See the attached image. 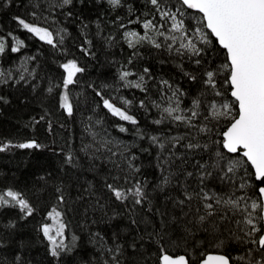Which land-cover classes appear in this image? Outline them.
<instances>
[{"label":"snow or ice","instance_id":"snow-or-ice-1","mask_svg":"<svg viewBox=\"0 0 264 264\" xmlns=\"http://www.w3.org/2000/svg\"><path fill=\"white\" fill-rule=\"evenodd\" d=\"M4 121L0 264H264V0H0Z\"/></svg>","mask_w":264,"mask_h":264},{"label":"trees","instance_id":"trees-1","mask_svg":"<svg viewBox=\"0 0 264 264\" xmlns=\"http://www.w3.org/2000/svg\"><path fill=\"white\" fill-rule=\"evenodd\" d=\"M90 71H94V70H92L90 68ZM16 114L17 115H23L24 118H27L26 113L17 112ZM7 123H8L7 121H4V122L0 123V131L6 130ZM77 131H78V128H77ZM23 159H24V157H22V156H18L17 157V160L21 162V168L22 169H23V163H22ZM27 159H28V162H29L30 169H34L35 160L33 158H31V157H28ZM40 159H43V158L41 157ZM0 163H3V161H0ZM9 166H11V165H9ZM23 170L24 171H28L29 169H23Z\"/></svg>","mask_w":264,"mask_h":264}]
</instances>
